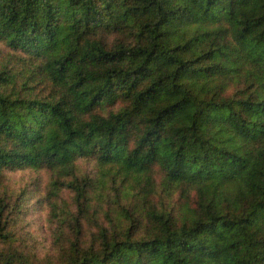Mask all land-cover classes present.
<instances>
[{
	"label": "trees",
	"instance_id": "16d2710c",
	"mask_svg": "<svg viewBox=\"0 0 264 264\" xmlns=\"http://www.w3.org/2000/svg\"><path fill=\"white\" fill-rule=\"evenodd\" d=\"M0 42V181L47 167L83 207L80 158L138 180L65 264H264V0H0Z\"/></svg>",
	"mask_w": 264,
	"mask_h": 264
},
{
	"label": "rangeland",
	"instance_id": "374dc122",
	"mask_svg": "<svg viewBox=\"0 0 264 264\" xmlns=\"http://www.w3.org/2000/svg\"><path fill=\"white\" fill-rule=\"evenodd\" d=\"M19 54L22 53L14 52L0 42V58L3 59L0 68L8 65L17 67L16 71L22 69L17 64L19 59H15ZM117 107L108 106L104 112ZM76 175L92 180L83 207L79 206L72 188L62 185L54 189L57 174L47 167L5 172L0 181V198L6 201L8 237L0 243L2 262L13 257L14 263L65 264L69 248L80 242L78 237L81 234L83 240L80 245L83 246L94 240L100 227L129 223L122 221V214L124 208L135 212L131 200L138 192L134 187L138 185L136 178L119 173L116 167L104 169L92 156L77 160ZM66 178L65 182L71 177ZM153 180L161 189L160 173L154 172ZM130 189L132 196L127 193Z\"/></svg>",
	"mask_w": 264,
	"mask_h": 264
}]
</instances>
